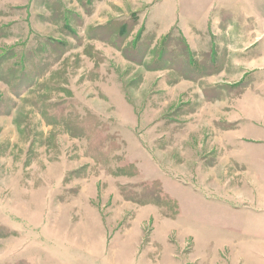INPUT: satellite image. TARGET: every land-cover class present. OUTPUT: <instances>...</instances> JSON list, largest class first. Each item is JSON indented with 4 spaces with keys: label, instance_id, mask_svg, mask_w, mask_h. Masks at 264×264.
<instances>
[{
    "label": "rangeland",
    "instance_id": "1",
    "mask_svg": "<svg viewBox=\"0 0 264 264\" xmlns=\"http://www.w3.org/2000/svg\"><path fill=\"white\" fill-rule=\"evenodd\" d=\"M0 264H264V0H0Z\"/></svg>",
    "mask_w": 264,
    "mask_h": 264
},
{
    "label": "trees",
    "instance_id": "2",
    "mask_svg": "<svg viewBox=\"0 0 264 264\" xmlns=\"http://www.w3.org/2000/svg\"><path fill=\"white\" fill-rule=\"evenodd\" d=\"M124 28V25H122L121 27H119V31L118 33H120V31L122 32V29ZM170 34L166 35L165 37H163V39L161 38L160 43L158 44L157 48H155L156 50L155 52V60H157V62H161L166 56H171L173 51H171L169 49V40H170ZM138 41V40H137ZM135 43V42H134ZM177 47H181V54L180 56L185 57L188 66H182L180 67L181 72L184 70H188L189 68L192 69V73H194L195 75L201 76L202 71L205 69V66L202 64L201 61H199V59L195 58V53L192 52L189 48L187 43H185L184 39L180 40L177 44ZM176 48V47H175ZM176 51H178V54L180 53V51L177 49Z\"/></svg>",
    "mask_w": 264,
    "mask_h": 264
}]
</instances>
